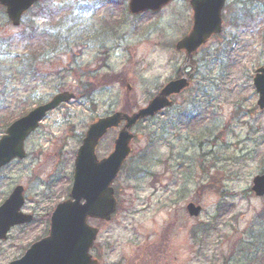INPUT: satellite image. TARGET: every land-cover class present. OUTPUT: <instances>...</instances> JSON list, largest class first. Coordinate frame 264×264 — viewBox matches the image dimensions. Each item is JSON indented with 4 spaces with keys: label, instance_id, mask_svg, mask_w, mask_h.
Segmentation results:
<instances>
[{
    "label": "rangeland",
    "instance_id": "rangeland-1",
    "mask_svg": "<svg viewBox=\"0 0 264 264\" xmlns=\"http://www.w3.org/2000/svg\"><path fill=\"white\" fill-rule=\"evenodd\" d=\"M190 12L181 0L136 16L127 0H42L13 27L0 6V118L57 93L75 95L27 141L19 180L38 214L67 197L88 125L126 102L135 112L181 69L192 73L171 109L132 130L112 186L116 212L109 222H88L99 229L91 255L100 264H264V197L250 192L264 173V111L252 86L264 66V0H228L222 33L187 69L173 45L189 30ZM117 73L122 84L105 78ZM117 132L101 140L98 159ZM9 184L0 182V200ZM189 204L202 208L198 217L188 215ZM39 224L0 245V264L42 237Z\"/></svg>",
    "mask_w": 264,
    "mask_h": 264
},
{
    "label": "water",
    "instance_id": "water-1",
    "mask_svg": "<svg viewBox=\"0 0 264 264\" xmlns=\"http://www.w3.org/2000/svg\"><path fill=\"white\" fill-rule=\"evenodd\" d=\"M38 0H0L6 9L8 20L14 26L19 24L21 15ZM226 0H190L193 10V26L187 36L176 44V49L186 53L189 60L198 48L214 34L221 31V10ZM170 0H129L128 11L140 14L147 11L157 12ZM189 84L186 79L167 83L146 107L132 114L116 112L100 118L87 129L74 163V181L70 199L58 204L52 213L48 236L32 243L19 260L10 264H98L89 252L98 235V229L87 224L89 218L109 221L115 212L116 200L111 187L120 168L130 153L133 135L131 128L140 120L154 116L160 110L170 107L169 97L179 94ZM253 86L258 95V106L264 109V67L256 71ZM74 98L70 93H59L45 105H40L23 118L15 121L0 140V166L14 157H22V145L25 137L33 132L47 112L60 103ZM124 125L114 141L113 151L108 157L97 160L95 149L100 139L111 129ZM251 191L255 196L264 195V174L252 179ZM21 190L16 189L0 207V239L10 227L19 223H28L18 213L21 207ZM188 215L197 216L200 207L187 206Z\"/></svg>",
    "mask_w": 264,
    "mask_h": 264
},
{
    "label": "flooded vegetation",
    "instance_id": "flooded-vegetation-1",
    "mask_svg": "<svg viewBox=\"0 0 264 264\" xmlns=\"http://www.w3.org/2000/svg\"><path fill=\"white\" fill-rule=\"evenodd\" d=\"M176 1V0H173ZM183 3H189V0H182ZM24 117V115L21 116H13V117H3L0 118V138L1 136L5 133L6 129L16 120L20 119L21 117ZM30 137V136H29ZM29 137H26V139L23 142V148L24 151L22 153V158H14L11 161H9L7 164L3 165L2 167H0V182L1 183H5V182H9V186H11V188H9L8 190L4 191L3 194V198L0 200V205L10 196V194L12 193V191L18 187L22 188L21 190V207H20V211L22 214V218L25 219L27 216H30V221L28 223H19L14 225L12 228H10V230L7 233V236L4 240L0 241V245L4 244L6 242H8L11 238L12 240H15V242H20V239H17V236H25L24 233H27L29 230H27L28 228L30 229L31 225L33 224H38L41 222V226H43L44 231L42 232L43 235L40 238L45 237L49 232V223H50V216H51V210L49 213H36V211L34 210L32 204L29 203V201L31 200V197H28L27 194V186L26 185H22L20 184V177L22 176V173L24 172V170L21 168L24 161H26V158H28V151H27V141L29 139ZM19 170V172H21V175H14V171ZM16 177V178H14ZM19 177V178H18ZM14 178V179H13ZM18 178V179H17ZM53 210V209H52ZM13 231H16L15 233H13ZM13 234V235H12ZM39 238V239H40ZM17 239V240H16ZM38 240V239H36ZM35 240V241H36ZM34 242V241H33ZM31 242V243H33ZM27 245H17L18 251L17 254L14 255V257H12L8 262V264L12 261H15L17 259L20 258V256H22V254L25 253V251L28 249V247L30 246V244ZM95 257V256H93ZM97 258V257H95ZM98 259V258H97Z\"/></svg>",
    "mask_w": 264,
    "mask_h": 264
},
{
    "label": "trees",
    "instance_id": "trees-1",
    "mask_svg": "<svg viewBox=\"0 0 264 264\" xmlns=\"http://www.w3.org/2000/svg\"><path fill=\"white\" fill-rule=\"evenodd\" d=\"M107 81H117V82H121V79H120V77L118 76H113V77H111V78H109V80H107ZM131 107H130V105H129V103L127 102L126 104H125V106L123 107V110L124 111H126V112H130V109Z\"/></svg>",
    "mask_w": 264,
    "mask_h": 264
}]
</instances>
